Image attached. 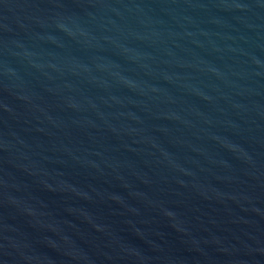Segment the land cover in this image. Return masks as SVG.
Segmentation results:
<instances>
[{
    "label": "water",
    "instance_id": "obj_1",
    "mask_svg": "<svg viewBox=\"0 0 264 264\" xmlns=\"http://www.w3.org/2000/svg\"><path fill=\"white\" fill-rule=\"evenodd\" d=\"M0 264H264V0H0Z\"/></svg>",
    "mask_w": 264,
    "mask_h": 264
}]
</instances>
